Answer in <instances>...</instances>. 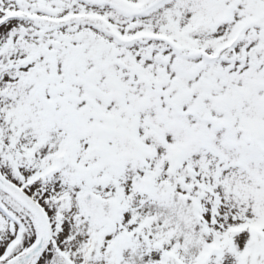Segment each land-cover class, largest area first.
Wrapping results in <instances>:
<instances>
[{"label": "snow or ice", "instance_id": "1", "mask_svg": "<svg viewBox=\"0 0 264 264\" xmlns=\"http://www.w3.org/2000/svg\"><path fill=\"white\" fill-rule=\"evenodd\" d=\"M0 264H264V0H0Z\"/></svg>", "mask_w": 264, "mask_h": 264}]
</instances>
